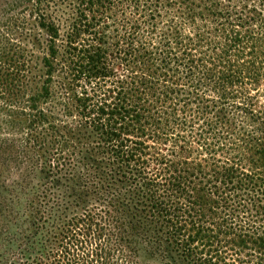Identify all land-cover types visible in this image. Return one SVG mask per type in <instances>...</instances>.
Segmentation results:
<instances>
[{"label":"trees","instance_id":"obj_1","mask_svg":"<svg viewBox=\"0 0 264 264\" xmlns=\"http://www.w3.org/2000/svg\"><path fill=\"white\" fill-rule=\"evenodd\" d=\"M0 264H264V0H0Z\"/></svg>","mask_w":264,"mask_h":264}]
</instances>
